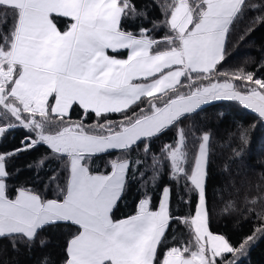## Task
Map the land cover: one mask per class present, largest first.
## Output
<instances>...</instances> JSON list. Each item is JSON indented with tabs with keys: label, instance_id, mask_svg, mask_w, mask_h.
Returning <instances> with one entry per match:
<instances>
[{
	"label": "snow or ice",
	"instance_id": "obj_1",
	"mask_svg": "<svg viewBox=\"0 0 264 264\" xmlns=\"http://www.w3.org/2000/svg\"><path fill=\"white\" fill-rule=\"evenodd\" d=\"M156 7L165 18L134 33L123 21L142 12L146 18L147 11L133 0H0V136L14 127L29 133L19 148L0 154V240L8 239L13 250L30 248L44 228L67 223L77 231L67 241L63 264H234L226 254L242 252L264 236V201L247 196L242 214L258 223L239 248L209 230L210 135L200 137L192 154L182 127L165 146L164 162L177 188L196 194L195 212L174 214L173 189L165 185L155 207L145 192L134 214L114 219L129 174L148 176L141 168L152 138L212 101H237L264 119V77L218 67L232 26L246 11L260 10L252 23H264V0H162ZM61 18L69 20L63 29ZM160 29L167 30L163 37L152 35ZM109 50H127V57ZM145 98L147 109L137 113ZM77 108L82 115L73 121ZM89 114L97 118L93 125L86 124ZM112 114L121 119H108ZM239 138L246 139V130ZM141 143L145 156L133 159ZM40 145L51 153L41 158V167L48 159L61 165L50 169L49 185L56 184L51 199L28 187L9 190L7 184V160ZM113 151L120 155L110 161L111 171H98L95 158ZM158 163L153 161L155 173ZM232 188L238 195L234 182ZM224 203L225 214L236 210L231 195ZM42 264H50L49 258Z\"/></svg>",
	"mask_w": 264,
	"mask_h": 264
},
{
	"label": "trees",
	"instance_id": "obj_2",
	"mask_svg": "<svg viewBox=\"0 0 264 264\" xmlns=\"http://www.w3.org/2000/svg\"><path fill=\"white\" fill-rule=\"evenodd\" d=\"M162 0H156L161 3ZM251 3L260 4L262 0H249ZM137 9L147 11L144 18L143 12L135 19L123 21L125 30L138 32L141 27L153 28V22H159L165 17L161 9L156 7L153 0H133ZM260 10H248L243 19L238 20L231 29L226 41V59L219 67L221 72L225 70L237 71L243 68L246 72H256L257 76L264 77V23H252L255 17L261 15ZM69 23L67 18H61V29ZM166 29L153 31L152 35L163 37ZM243 37V38H241ZM161 47H164L163 45ZM260 71L257 72V68ZM223 79V77H221ZM183 91V89H181ZM166 98V97H165ZM147 98L134 110L139 113L141 108L147 109ZM81 110L75 109L71 113L73 121L81 118ZM110 120H120L119 114H112ZM97 118L89 114L87 125H93ZM7 127V124L3 125ZM183 128L186 133V143L189 144L192 154L198 151L200 137L203 134L210 135L209 164L207 175V205L210 209L209 230L214 234L224 235L230 243L239 248L245 237L253 234L254 225L258 222L247 214H242L245 207L244 198H256L264 201V119L252 110L245 108L237 101H212L201 106L194 114H189L178 125L165 130L150 141V158L144 161L141 171L148 176L141 179L129 174L127 187L114 209V219H122L135 213L138 201L145 192L151 195L152 205L158 204L161 190L165 185L173 189L171 196V210L174 214L184 216L195 212L197 198L195 193L184 194L177 188L176 183L169 179V164L165 163L164 148L176 141L178 130ZM246 130V139L241 141L239 133ZM29 135L23 127H14L0 136V154L19 148L21 141ZM144 143L131 153L135 159L144 157L142 151ZM239 153V155H237ZM154 154V155H152ZM51 155L47 146H37L28 151H22L19 155L7 160V170L10 178L7 181L9 190L20 187H28L46 198H54L56 184L49 185V178L53 176L52 168H60L55 160L48 159L40 166L41 158ZM118 152H110L95 158L93 165L100 172H110V161L119 156ZM153 161L157 164L158 173L153 171ZM228 165V171H224V165ZM136 165L133 164V171ZM65 174H60V183L63 184ZM239 188V194L233 190L232 184ZM177 193L189 199L190 204L178 202ZM229 195L236 201V210H228L227 214L224 201ZM251 206V205H250ZM260 204L255 207L257 210ZM178 208V211H177ZM173 228L178 233H184V238L189 239L186 230L181 225L174 224ZM77 231L75 226L67 223H57L44 228L38 235L36 242L29 248L21 244L19 250H13L8 239L0 240V264H42L45 257L50 264H63L67 241ZM171 234V233H170ZM41 240L46 243L41 246ZM230 259L233 254H227ZM234 264H264V236H260L250 247L247 255L236 260Z\"/></svg>",
	"mask_w": 264,
	"mask_h": 264
},
{
	"label": "rangeland",
	"instance_id": "obj_3",
	"mask_svg": "<svg viewBox=\"0 0 264 264\" xmlns=\"http://www.w3.org/2000/svg\"><path fill=\"white\" fill-rule=\"evenodd\" d=\"M109 55H116L117 58H126L127 57V50H121L119 53H113L111 52V50H109ZM183 79V78H182ZM210 103V102H208ZM206 103V104H208ZM205 105V104H204ZM202 105V106H204ZM258 239V238H257ZM257 239H255L254 241L252 242H248L245 247H244V250L242 252H238V253H234L233 256L229 259L231 261H236L238 259H240L242 256H245L247 255L250 247L257 241ZM227 255V254H226Z\"/></svg>",
	"mask_w": 264,
	"mask_h": 264
}]
</instances>
